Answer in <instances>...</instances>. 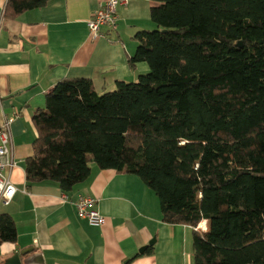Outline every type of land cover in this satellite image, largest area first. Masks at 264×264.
<instances>
[{
    "label": "trees",
    "instance_id": "trees-1",
    "mask_svg": "<svg viewBox=\"0 0 264 264\" xmlns=\"http://www.w3.org/2000/svg\"><path fill=\"white\" fill-rule=\"evenodd\" d=\"M52 0H8L6 20ZM154 31L135 35L133 83L97 93L64 79L33 116L25 187L65 193L91 164L138 176L163 221L198 228L192 264H264V0H152ZM17 241L0 215V244Z\"/></svg>",
    "mask_w": 264,
    "mask_h": 264
},
{
    "label": "crops",
    "instance_id": "crops-1",
    "mask_svg": "<svg viewBox=\"0 0 264 264\" xmlns=\"http://www.w3.org/2000/svg\"><path fill=\"white\" fill-rule=\"evenodd\" d=\"M7 1L0 0V123L15 118L17 166L10 177L18 191L9 206L0 205V215L13 217L17 241L0 244V264L17 252L24 253L21 264H192L193 234L200 230L165 223L158 196L138 176L92 166L89 180L70 193L51 182L27 190L21 166L37 137L33 116L58 82L88 79L102 94L150 71L130 59L135 35L156 29L154 2L129 0L117 9V29L104 26L93 39L88 22L108 0H52L13 21L4 17ZM80 196L97 200L104 225L79 216ZM201 226L208 232L210 221Z\"/></svg>",
    "mask_w": 264,
    "mask_h": 264
},
{
    "label": "built area",
    "instance_id": "built-area-1",
    "mask_svg": "<svg viewBox=\"0 0 264 264\" xmlns=\"http://www.w3.org/2000/svg\"><path fill=\"white\" fill-rule=\"evenodd\" d=\"M129 0H108L89 20L88 25L93 39L101 37L100 29L104 26L113 30L117 29V9L120 6L127 5ZM15 118L5 119L0 123V205L9 206L18 191L11 180L10 174L17 166L13 154V136L11 133V124ZM97 200L90 196H80L75 205L81 218L87 219L90 224L95 226L104 225L106 218L94 209ZM204 232L201 224L198 228Z\"/></svg>",
    "mask_w": 264,
    "mask_h": 264
},
{
    "label": "water",
    "instance_id": "water-1",
    "mask_svg": "<svg viewBox=\"0 0 264 264\" xmlns=\"http://www.w3.org/2000/svg\"><path fill=\"white\" fill-rule=\"evenodd\" d=\"M23 252H17L10 260L8 261V264H21V255H23Z\"/></svg>",
    "mask_w": 264,
    "mask_h": 264
},
{
    "label": "rangeland",
    "instance_id": "rangeland-1",
    "mask_svg": "<svg viewBox=\"0 0 264 264\" xmlns=\"http://www.w3.org/2000/svg\"><path fill=\"white\" fill-rule=\"evenodd\" d=\"M154 30H156V29H153V30H150V31H154ZM17 159L19 160L20 158L18 157ZM23 161H24V160H23ZM21 166H22V167L25 166L24 162L21 163ZM92 166H97V164H96V163H92V164H91V167H92Z\"/></svg>",
    "mask_w": 264,
    "mask_h": 264
}]
</instances>
